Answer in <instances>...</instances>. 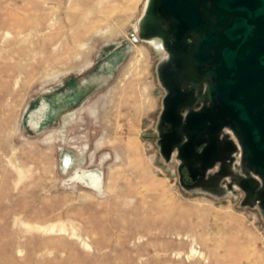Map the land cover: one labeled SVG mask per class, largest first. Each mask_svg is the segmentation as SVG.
<instances>
[{
	"label": "rangeland",
	"instance_id": "374dc122",
	"mask_svg": "<svg viewBox=\"0 0 264 264\" xmlns=\"http://www.w3.org/2000/svg\"><path fill=\"white\" fill-rule=\"evenodd\" d=\"M147 1L0 0V264H264L236 175L186 186L161 154Z\"/></svg>",
	"mask_w": 264,
	"mask_h": 264
},
{
	"label": "water",
	"instance_id": "95a60500",
	"mask_svg": "<svg viewBox=\"0 0 264 264\" xmlns=\"http://www.w3.org/2000/svg\"><path fill=\"white\" fill-rule=\"evenodd\" d=\"M158 9L174 24V52L168 48L165 34L155 29ZM143 17L150 31L162 37V50L168 51L159 66L167 91L158 126L162 156L178 158L186 186L201 187L225 182L241 150L240 162L253 174L240 175L238 186L231 178L227 186L233 191L235 186L244 189L246 199L258 202L264 216V0H148ZM175 58L187 60L199 70V97L205 105L186 116V124L182 117L175 121L167 134L168 116L175 109L168 102L170 89L164 70ZM224 127L229 131L225 139L221 137ZM206 128L212 129L211 138L198 151L204 143L198 136ZM199 164L197 182L186 183L181 166L187 165L194 173ZM215 166L219 171L210 173ZM211 179L214 181L208 182Z\"/></svg>",
	"mask_w": 264,
	"mask_h": 264
},
{
	"label": "flooded vegetation",
	"instance_id": "af4514ba",
	"mask_svg": "<svg viewBox=\"0 0 264 264\" xmlns=\"http://www.w3.org/2000/svg\"><path fill=\"white\" fill-rule=\"evenodd\" d=\"M156 26L155 29L161 31L165 34L167 39V46L171 51L174 50L175 44V32L174 24L168 14L161 10L156 11ZM188 42L192 43L193 40L188 38ZM160 49L163 48L162 44L158 45ZM168 54V51H166ZM164 75L166 78L167 87L170 89L168 102L173 105L175 113L173 112L168 116V119L171 120L168 123V129L165 130L167 134L173 131L174 122L182 120L183 124H186V116L191 115L195 111H199L205 105L199 97L200 87L202 88V79L199 70L187 60L182 59H173L165 65ZM167 93V91H166ZM179 119V120H178ZM212 129L206 128L205 133L199 134V140L204 141V143L198 148V151H201L206 145L205 141L211 138ZM229 131L226 127L223 128L222 138L225 139ZM187 140V138H186ZM236 167L231 170L229 174L230 178L233 179L232 175H236L234 171L238 168L240 174L236 176L234 185L238 186L236 181L240 178V175H248V168L243 166V163L240 161L236 162ZM180 165V163H179ZM195 177H193L192 171L188 168L187 165L181 166L182 177L188 184H194L198 180V174L201 171V165H197L194 168Z\"/></svg>",
	"mask_w": 264,
	"mask_h": 264
},
{
	"label": "bare ground",
	"instance_id": "6f19581e",
	"mask_svg": "<svg viewBox=\"0 0 264 264\" xmlns=\"http://www.w3.org/2000/svg\"><path fill=\"white\" fill-rule=\"evenodd\" d=\"M149 3H150V1H149ZM148 6H149V4H148ZM146 8H147V3H146V6H145V11H146ZM138 33L140 34L141 39L144 42L151 43V44L157 46L159 48V50H162L158 46L159 44H162V46H164L162 37L157 35V34H154V33H152L150 31V29L147 26V19H145L144 17L140 20V24L138 26ZM73 164H75V163H73ZM66 171H67V169H66ZM248 172H249V174H253V172L250 171L249 169H248ZM234 173L237 176L238 174H240V170L237 168L236 171H234ZM249 174L246 175V176H249ZM82 177L84 178V180L86 179V183L88 185L99 187V185L102 183L101 176L99 174H97V173H94V172H88V171L84 172Z\"/></svg>",
	"mask_w": 264,
	"mask_h": 264
}]
</instances>
